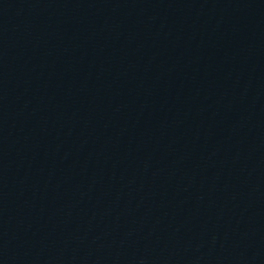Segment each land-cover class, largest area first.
<instances>
[{
  "label": "water",
  "instance_id": "1",
  "mask_svg": "<svg viewBox=\"0 0 264 264\" xmlns=\"http://www.w3.org/2000/svg\"><path fill=\"white\" fill-rule=\"evenodd\" d=\"M263 230L264 0H0V264Z\"/></svg>",
  "mask_w": 264,
  "mask_h": 264
}]
</instances>
